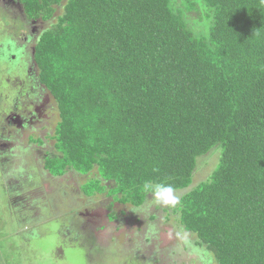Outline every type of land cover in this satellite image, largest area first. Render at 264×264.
Here are the masks:
<instances>
[{
	"label": "trees",
	"instance_id": "trees-1",
	"mask_svg": "<svg viewBox=\"0 0 264 264\" xmlns=\"http://www.w3.org/2000/svg\"><path fill=\"white\" fill-rule=\"evenodd\" d=\"M13 2L0 1V66L28 78L20 96L55 105L46 169L134 208L146 185H171L164 211L195 251L264 264V0ZM79 232L83 248L94 232Z\"/></svg>",
	"mask_w": 264,
	"mask_h": 264
},
{
	"label": "flooded vegetation",
	"instance_id": "flooded-vegetation-1",
	"mask_svg": "<svg viewBox=\"0 0 264 264\" xmlns=\"http://www.w3.org/2000/svg\"><path fill=\"white\" fill-rule=\"evenodd\" d=\"M21 92H19L18 95H20ZM27 98L30 100V96L22 98V100H25L22 102V107H25L27 112L25 114H19L16 108H13L16 107V103H13V106L11 107V117H9L8 120L3 123V125H0V130L3 131L2 134L10 142H14L10 144V142L8 141L4 144L6 145L4 146V148L7 150H4L2 147L0 148L3 154L8 153L9 155L12 154L13 156H15V158L12 157V163L16 160L15 163H13V165L12 163L9 165V167L12 165V170L9 174L17 175V180H19L20 182L24 181L25 179H28L29 182L31 180L35 182V184H32L31 186V188H33L32 191L34 192V194L36 193L35 195H32V198L35 197L36 200H44L45 197H52L56 201L55 206L50 207L49 205L45 204L42 208L37 207L36 212H33L34 209H26V207L32 201L31 199H27L25 202H23L21 206L22 210L24 211H22L21 214H18L19 217L17 216V219H19V225L22 224L29 226L30 221L39 220L42 217H46V213H50L52 208L53 212L55 211L58 215L61 210L59 208L63 209V207H66L64 205H67L68 201L72 203H76L77 201L81 202V199H84L85 197L81 191L82 183L78 185V177L82 179L81 176H78V174L74 173L71 170H68L60 175H54L48 169H46L47 160L50 158L53 159L58 156L57 152L55 151V142L53 140V137L55 135V126L58 120L57 114L55 112V105L52 103L49 97L41 99L42 102L40 103V105L35 104L32 100L28 101ZM45 108L46 110H48L46 112L48 113V117H46V113L43 112V110L45 111ZM42 119L43 121L40 122V120ZM18 127H21L23 129L22 131L24 132L22 134L25 136L24 139L27 140L19 141L18 137L13 134L11 128L19 132ZM31 138H33L32 140H34L35 143L29 142ZM25 144L27 146V149L22 146ZM17 155L19 157L21 155L26 156L27 159L22 161L24 163H27L28 166L30 164L29 160L33 163V169L31 170V172H22L21 170H19V162L21 161L18 162ZM34 155H36L35 161L32 160V156ZM39 161H41V163ZM23 162L21 163L23 166H25L26 164H24ZM34 162H38L37 168L35 167ZM40 176L43 177L47 182L45 192L41 191V187L37 188V185H39L40 183ZM68 180L71 181L69 182ZM19 181H17L18 185ZM22 186H24V184H22ZM20 191L23 192V190H19L18 192ZM19 194V198H22L21 196L24 195V193ZM29 194L30 191H28L26 195L28 197H31ZM93 199L94 201L91 203V205L100 203L101 209L103 210L102 214H104L105 216L103 220L104 224L102 227H99L100 225L98 226L97 224H95L93 220H90L88 222L89 218H86L85 215L81 214L79 215L84 216L85 220L84 223H82L79 227L78 225L81 222L79 218L78 221L80 222H75V219L73 218L66 219L67 223H63L61 226L62 231L64 230L63 227L66 228V231H64L67 234H72V227L75 228V226L78 227L77 230L79 229V231H83L84 233L86 232V234L88 231H90L89 233L96 231L94 235L91 236L92 238L90 237L91 239L89 238L86 241L84 240L82 249H85L86 256L83 262L81 260H77L76 264H91L89 262V256L92 255L103 256L100 257V259H104L105 255L106 260H96L99 264H109V262L110 264H128V262L129 264L173 263L172 261L174 259H171L170 256H168V253L163 254L162 252L167 248L166 244L170 245L175 243L172 242V240H170L169 242L164 241L165 239L162 236V238L160 237L161 241L158 240L161 242V245H159L154 238L155 234L159 232L158 229L161 225L160 222L162 221L161 215L166 214V211H164V204L155 201V197H152L151 195L148 196V201H146L139 208H134L125 204H113L112 198H109L106 193L94 196ZM84 200L85 202L88 201L87 198H85ZM103 201H105V203ZM62 203L64 205H62ZM77 205H75L74 207H76ZM156 205H159V211L157 210ZM103 207L106 208L103 209ZM68 209L71 210L70 208ZM112 213H115L116 218L110 221L109 218ZM152 214L155 215L151 217V220H148V216ZM127 219L132 220V222L135 224L132 229L130 228V231L132 232L130 233L135 236L129 237L123 230L122 223L126 224ZM98 237L106 238V240L104 241L105 243L101 246V248L104 249H99L97 247L96 239ZM137 238L138 240L135 242L134 240ZM146 239L147 242L145 241ZM54 240L56 241L55 236ZM174 241L177 240L174 239ZM105 250H109V252L103 253ZM172 251L174 252L175 258L177 257V255H182L185 256V258L187 257L189 259L197 257V252L195 251L193 246L188 248L185 253H181L180 249H178L177 247ZM205 259L207 258L205 257Z\"/></svg>",
	"mask_w": 264,
	"mask_h": 264
},
{
	"label": "rangeland",
	"instance_id": "rangeland-1",
	"mask_svg": "<svg viewBox=\"0 0 264 264\" xmlns=\"http://www.w3.org/2000/svg\"><path fill=\"white\" fill-rule=\"evenodd\" d=\"M0 1H2V3L6 1L7 4L9 3L11 4L13 2V0H0ZM11 11L12 10L10 9L7 10L9 17L12 15V13L10 14ZM14 18H17V16L15 15ZM2 19L3 20L0 19V28L3 26V24L8 23V20L6 18L3 17ZM1 34L4 33L0 30V35ZM23 35H25L26 40H28L27 36L29 35V33L27 34L26 32H24ZM1 36L2 37H0V48H2L1 43L3 42V40H5L6 37L7 38L9 37L7 35H1ZM13 65L10 66L11 68L9 66H5V67H3L2 65L0 66V125L1 124L3 125V123L7 121L9 117H11V112H12L11 107L13 106V103H16V107L13 108H16L19 114L21 113L25 114L27 112L25 107H22V102L25 101L22 100V98H25L26 95L22 94L20 96L18 94L21 91L27 90L28 78L25 77L24 75H21L19 77L16 75L15 72H14L15 74L9 76L10 74H12V68L17 66L18 64L14 66ZM16 68H18V66ZM15 77L18 78L19 80H17ZM28 101L30 100L28 99ZM47 111L48 110H46V108L45 111L43 110L44 113H46ZM45 116L48 117V113H46ZM42 121L43 119L40 120V122ZM18 129L19 132L12 128L11 131L16 137H18L19 141L27 140L24 139L25 136L22 134L24 132L22 131L23 129L21 127H18ZM32 139L33 138H31V140ZM31 140H29V142H31ZM8 141L9 140L2 134V131L0 130V147H2L4 150H7L4 148V146H6L4 144ZM12 143L14 142H10V144ZM22 146H24V148L27 147L26 144ZM11 155L12 154L9 155L8 153L3 154L0 148V249H2L3 251L0 252V264H7V263L11 264L13 261L14 263L19 261L22 262L23 264H76L77 260H81L83 262L86 254H85V249H82L81 247V240H80L81 236H78L79 232L77 228L82 223H84L85 218L84 216H80L79 214L85 215L86 218H89L88 222L90 220H93L95 224H97L98 226L100 225L99 227H102L104 224L103 220L105 216L104 214H102L103 210L101 209V204L96 203L91 205V203L94 200H88L87 202H85V200L83 199H81L82 200L81 202L79 201L76 202L78 205L76 203H72L69 201L67 205H64L62 203V205L66 207H63V209L59 208L61 210L58 213V215L56 214L55 211L53 212V208H52L50 213L48 214L46 213V217H42L39 220L30 221L29 226H33L35 228L34 237L33 239H30L29 237L28 241L22 242L23 239L21 238V235H23V233L25 232L23 230L24 228L23 226L26 225H22V224L19 225L20 224L18 223L19 219L16 218L19 213L21 214V212L24 211L22 210V206H21L22 203L25 202L27 199H31L32 201L26 207V209H34L33 212H36L37 207L42 208L44 207L45 204L49 205L50 207H53L55 206L56 201L52 197H45L44 200L43 199L36 200L35 197L32 198L34 192L32 191L33 188H31V186L32 184H35V182L33 180L29 182L28 179L27 180L25 179L24 181L20 182L19 180H17L16 177L17 175L9 174L12 170L13 163H15L16 161L15 160L12 163V157L15 158V156L13 155L11 156ZM17 157H18V162L19 161L23 162L22 160L27 159V157L23 155H21L20 157L17 155ZM32 160L33 161L36 160V155L32 156ZM50 160L53 159L51 158L49 159L48 161L49 167L54 169V167L52 166L53 162H50ZM21 162H19V170H21L22 172H31V170L33 169L32 168L33 163L29 160L30 164L28 166L27 163L23 162L24 164H26L25 166H27L25 167L22 165ZM39 162L41 163V161ZM11 163L12 165L9 167ZM34 164L35 167L37 168L38 162H34ZM17 181H19L20 187L17 184ZM68 181L70 182L71 180ZM81 183L83 185V180L78 177V185H80ZM22 184H24V186H22ZM46 185H47L46 180H44V178L41 177L40 183L39 185H37V188L41 187L40 188L41 191L45 192ZM19 190H23V192L21 191L18 192ZM28 191H30L29 195L31 197H28L27 196L28 194L26 195ZM19 193H24V195L21 196L22 198L18 197L20 195ZM103 202L105 203V201ZM75 205L77 206L74 207ZM163 206L164 208L169 207L168 205L165 204ZM67 207L70 208L71 210H69ZM105 208L106 207H103V209ZM156 208L159 211L158 209L159 205H156ZM154 215L155 214L149 215L148 220H151V217ZM161 217H162L161 219L162 221L161 222L159 221L161 227L159 226L158 229L159 232L155 234L154 238L159 245H161L160 237L162 238V236L165 239L164 241L169 242L170 240H172V242L175 243L170 245L166 244L167 248L164 249L162 252L163 254L168 253V256H170L171 259H174L172 261L173 262L172 264H213L212 263L214 261L213 258L205 259V257L203 256V250L201 249H198L199 251H196L197 257L193 259H189L187 257L185 258V256L182 255H179L181 257L177 255L178 258L177 257L175 258L174 252L172 251L173 249L175 250V248L177 247L178 249H180L181 253H185V251L188 248L192 247V242H188L187 240L188 236L183 230L176 227V225L173 222L171 223V221L175 220V217L172 214V212L167 211L166 214L161 215ZM69 218L75 219V222L81 221L78 227L77 226H75V228L72 227L73 228L72 234H67L65 232L66 231L65 227H63L65 231L61 230L62 224L67 223L66 219ZM78 218L80 219V221H78ZM110 220L112 221L113 219L110 218ZM126 222H127L126 224L122 223L123 230L126 232V234L129 237L135 236L131 234L132 232L130 231V228L132 229L135 226V224L130 219H127ZM54 236L56 241L54 240ZM99 238L100 237L96 239V245L100 249L101 246L105 243L104 241L106 240V238H100V239ZM174 239L177 241H174ZM137 240L138 238L135 239L134 241L136 242ZM77 241L79 243H77ZM145 241L147 242V239ZM4 244L5 246H3ZM12 247H15L14 249L17 248L16 252H12ZM109 250H105V251H109ZM4 252L8 253V255H10L9 253H11L13 256H7L6 258V256L2 255L4 254ZM11 258L13 259L12 261ZM96 259H100V258L97 257ZM100 260H105V259H100ZM94 264H99V263L95 261Z\"/></svg>",
	"mask_w": 264,
	"mask_h": 264
},
{
	"label": "clouds",
	"instance_id": "clouds-1",
	"mask_svg": "<svg viewBox=\"0 0 264 264\" xmlns=\"http://www.w3.org/2000/svg\"><path fill=\"white\" fill-rule=\"evenodd\" d=\"M82 180L84 182L85 178L82 177ZM145 188H146V190L151 191L153 193L156 201H158L162 204L175 205L178 203V198L175 195V190L171 185H163V184H157L155 186L146 185Z\"/></svg>",
	"mask_w": 264,
	"mask_h": 264
}]
</instances>
